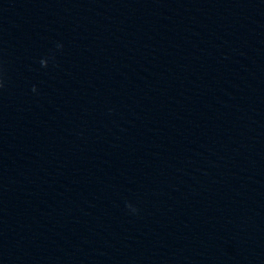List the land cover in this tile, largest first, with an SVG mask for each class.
Masks as SVG:
<instances>
[{"label": "clouds", "instance_id": "obj_1", "mask_svg": "<svg viewBox=\"0 0 264 264\" xmlns=\"http://www.w3.org/2000/svg\"><path fill=\"white\" fill-rule=\"evenodd\" d=\"M57 47H58V48H59V47H62V45H57ZM40 63H41V66L46 67L48 61L42 59V60L40 61ZM4 86H5V83H4V70H3V66L0 65V89H3ZM33 91H36L35 87H33Z\"/></svg>", "mask_w": 264, "mask_h": 264}]
</instances>
